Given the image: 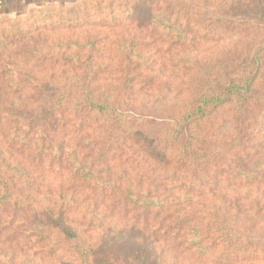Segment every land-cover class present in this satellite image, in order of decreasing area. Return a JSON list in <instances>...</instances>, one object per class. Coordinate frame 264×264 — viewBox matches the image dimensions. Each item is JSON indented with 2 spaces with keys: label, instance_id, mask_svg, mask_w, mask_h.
<instances>
[{
  "label": "rangeland",
  "instance_id": "rangeland-1",
  "mask_svg": "<svg viewBox=\"0 0 264 264\" xmlns=\"http://www.w3.org/2000/svg\"><path fill=\"white\" fill-rule=\"evenodd\" d=\"M95 6L98 12L92 13V20L82 21V26L72 24V18L91 9L94 12ZM112 14L121 20L115 21ZM172 41L175 49L168 53ZM260 58L263 66L254 70ZM242 65L246 75L258 71L247 100L217 110L194 127L195 141H199H194V148L203 146L195 150L209 157L200 171H194L178 144L162 141L161 135L168 120L182 115L211 75L231 81L233 90L241 91L239 87L246 85L240 78ZM79 67L93 71V86L109 95L123 112L140 119L129 123L158 148L117 135L112 122L86 110L67 118L63 135L68 133L76 143H88L103 152L107 163L131 166L145 183L167 181L171 175L182 185L191 183L199 205L218 207L242 235L261 240L258 245L264 255V193L249 190L244 195L227 189L221 170L236 154H244L252 163L264 154V0H46L0 13V107L7 105L10 72L30 87L33 79L53 86L69 81L80 72ZM126 70L133 79L124 92ZM6 110L0 118L12 116ZM36 168L30 165L29 170L42 187L44 180L53 185L65 182L94 202L115 204L117 210L121 207L117 197L88 193L69 179L51 177ZM70 216L80 222L79 217ZM128 218L125 224L132 225ZM6 223L7 219L0 222V264H55L26 252L24 231ZM134 230L168 264H193V256L180 242L153 226L135 225ZM115 261L119 264L117 257ZM255 264H264V259Z\"/></svg>",
  "mask_w": 264,
  "mask_h": 264
},
{
  "label": "trees",
  "instance_id": "trees-1",
  "mask_svg": "<svg viewBox=\"0 0 264 264\" xmlns=\"http://www.w3.org/2000/svg\"><path fill=\"white\" fill-rule=\"evenodd\" d=\"M95 7L94 12L91 9L76 15L72 24L82 26V21L92 20V13L98 12ZM113 16L115 21L121 20L118 15ZM175 45V41L170 42L166 52L175 49ZM123 60L128 62V57ZM261 60L258 59L254 70L260 71ZM241 68L240 78L246 84L239 87L241 91L235 92L231 81L211 75L209 84L197 89L194 101L179 118L168 120L161 135L162 141L178 144L194 171H200L201 164L209 162L207 154L195 150L203 146L194 148V127L217 110L247 100L250 83L258 71L246 75V67ZM79 69L63 85L53 86L33 79L29 81L30 87L27 81L16 79L13 72L8 76L7 105L0 107V114L5 109L12 114L8 119L0 118V222L7 219V225L24 231L26 252L55 264H116V257L119 264H168L151 245L139 240L134 230L139 225L153 226L180 242L193 256V264L199 260L212 264L263 261L258 245L261 240L242 235L237 224L218 207L199 205L191 183L182 185L173 175L167 181L145 183L137 179L131 166L107 163L103 152H96L88 143H76L68 133L63 135L67 118L86 110L112 122L117 135L134 137L158 148L156 142L129 123H137L139 118L123 112L109 95L93 86V71ZM123 76V91L127 92L133 75L126 70ZM257 158L252 163L239 153L228 165H221L227 189L244 195L249 190L264 193V154ZM243 159H247L246 164H242ZM30 165L51 177L69 179L88 193L117 197L121 207L117 210L115 204L94 202L65 182L53 185L44 180L46 187H42L39 178L29 170ZM71 214L79 217L80 222L72 221ZM125 217L132 225L125 224ZM11 257L15 258L13 254Z\"/></svg>",
  "mask_w": 264,
  "mask_h": 264
},
{
  "label": "crops",
  "instance_id": "crops-1",
  "mask_svg": "<svg viewBox=\"0 0 264 264\" xmlns=\"http://www.w3.org/2000/svg\"><path fill=\"white\" fill-rule=\"evenodd\" d=\"M46 0H0V13L16 12L24 10L32 3H40Z\"/></svg>",
  "mask_w": 264,
  "mask_h": 264
}]
</instances>
